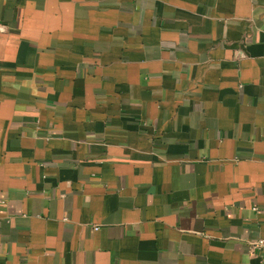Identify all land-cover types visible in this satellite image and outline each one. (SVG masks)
<instances>
[{"label":"crops","instance_id":"0c3cea01","mask_svg":"<svg viewBox=\"0 0 264 264\" xmlns=\"http://www.w3.org/2000/svg\"><path fill=\"white\" fill-rule=\"evenodd\" d=\"M264 0H0V264H263Z\"/></svg>","mask_w":264,"mask_h":264},{"label":"built area","instance_id":"2783aa9c","mask_svg":"<svg viewBox=\"0 0 264 264\" xmlns=\"http://www.w3.org/2000/svg\"><path fill=\"white\" fill-rule=\"evenodd\" d=\"M254 245L261 248L264 251V240L260 239V240L256 241V243ZM263 264H264V262H263Z\"/></svg>","mask_w":264,"mask_h":264}]
</instances>
